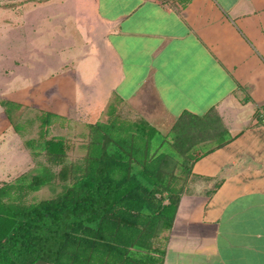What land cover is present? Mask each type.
Masks as SVG:
<instances>
[{
    "label": "crops",
    "instance_id": "1",
    "mask_svg": "<svg viewBox=\"0 0 264 264\" xmlns=\"http://www.w3.org/2000/svg\"><path fill=\"white\" fill-rule=\"evenodd\" d=\"M38 5L10 14L0 8L1 32L30 53V63H0L2 72L14 71L3 79L16 82L28 68L24 83H33L68 68L60 81L97 92L94 109L119 102L161 133L184 111L223 117L231 139L192 163L163 264H264V0ZM44 48L46 57L62 51L60 63L30 56ZM1 157L15 166L9 152Z\"/></svg>",
    "mask_w": 264,
    "mask_h": 264
},
{
    "label": "trees",
    "instance_id": "2",
    "mask_svg": "<svg viewBox=\"0 0 264 264\" xmlns=\"http://www.w3.org/2000/svg\"><path fill=\"white\" fill-rule=\"evenodd\" d=\"M214 112L184 111L161 133L143 119H119L112 103L109 122L89 125L84 165L74 168L82 172L80 180L54 198L0 209V230L8 223L0 234V264H163L164 249L153 248L152 239L168 232L184 191L167 171L180 156L181 124ZM50 116L55 115L47 112L42 125ZM230 139L220 128L213 141L200 145L192 163ZM47 154L56 161L63 156ZM38 171L28 183L31 190L53 177L47 168Z\"/></svg>",
    "mask_w": 264,
    "mask_h": 264
},
{
    "label": "rangeland",
    "instance_id": "3",
    "mask_svg": "<svg viewBox=\"0 0 264 264\" xmlns=\"http://www.w3.org/2000/svg\"><path fill=\"white\" fill-rule=\"evenodd\" d=\"M46 1L49 0H0V8L10 14L22 11L27 4L36 7ZM43 21L39 22L44 23ZM1 24L0 21V63H30L27 45L13 41L16 40V36L12 33L1 32ZM54 47L59 48L57 45ZM44 50L37 53L33 51L30 56L36 57L37 63H46L48 60L51 63H60L62 51L49 52L47 55L50 56L46 57L45 52L48 49ZM20 69L21 73L17 75L16 82L2 78H11L13 67H8L3 72L0 70L2 73L0 74V159L5 152H9L10 157L7 161L15 160V166L0 164V192L3 195L0 209L5 205L20 207L54 198L76 180H80L82 172L75 171L74 168L84 165L86 147L92 137L89 125L111 120L107 107L94 109L91 97L98 93L93 92L92 88L80 87L67 79L60 81L61 77L66 75L68 68H58L51 72L47 80L42 78L33 83H24L30 71L28 68ZM43 73L44 68L38 65L36 75ZM116 105L115 110L117 109L116 114L119 119L129 121L141 119L130 111L126 112V108L121 103L117 102ZM47 112L55 116H50L48 125L44 126L42 120ZM7 119L6 128L1 131ZM182 125L179 135L180 156L172 159L167 166V171L171 172L178 181L177 187H184L188 179L186 171L190 168L193 157L202 152L200 145L213 141L217 131L224 127L223 117L217 111L207 119H185ZM29 141H32L34 148L28 145ZM47 153H58L63 156L56 161ZM39 168L49 169L53 177L37 190H31L28 188V183L39 172ZM4 225L0 234L8 227V223L5 222ZM166 235L167 231L153 238L152 247L162 251L166 243Z\"/></svg>",
    "mask_w": 264,
    "mask_h": 264
},
{
    "label": "built area",
    "instance_id": "4",
    "mask_svg": "<svg viewBox=\"0 0 264 264\" xmlns=\"http://www.w3.org/2000/svg\"><path fill=\"white\" fill-rule=\"evenodd\" d=\"M261 119H262V121L264 122V109H263L262 112H261Z\"/></svg>",
    "mask_w": 264,
    "mask_h": 264
}]
</instances>
